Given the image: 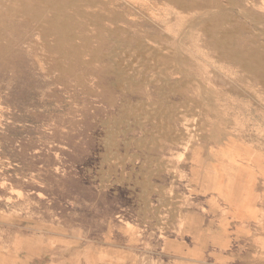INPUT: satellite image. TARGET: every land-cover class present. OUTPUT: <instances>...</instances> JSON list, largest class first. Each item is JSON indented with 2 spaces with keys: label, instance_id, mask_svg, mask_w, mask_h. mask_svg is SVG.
<instances>
[{
  "label": "rangeland",
  "instance_id": "obj_1",
  "mask_svg": "<svg viewBox=\"0 0 264 264\" xmlns=\"http://www.w3.org/2000/svg\"><path fill=\"white\" fill-rule=\"evenodd\" d=\"M0 264H264V0H0Z\"/></svg>",
  "mask_w": 264,
  "mask_h": 264
},
{
  "label": "bare ground",
  "instance_id": "obj_2",
  "mask_svg": "<svg viewBox=\"0 0 264 264\" xmlns=\"http://www.w3.org/2000/svg\"><path fill=\"white\" fill-rule=\"evenodd\" d=\"M208 11H210V10H208ZM215 12V11H214ZM227 12V11H226ZM207 13V12H206ZM210 13V12H209ZM208 14V13H207ZM203 15V14H202ZM206 15V14H205ZM200 16V15H199ZM198 16V17H199ZM155 17V16H154ZM197 17V18H198ZM202 16H200L199 17V19L201 18ZM243 17V16H242ZM198 19V20H199ZM194 20H196V18L194 19ZM193 20V21H194ZM257 22V21H256ZM195 23V22H194ZM192 24V23H191ZM188 26V25H187ZM222 37V36H221ZM175 50V49H174ZM158 52V51H157ZM171 53V52H170ZM173 56V55H172ZM176 56V55H175ZM177 57V56H176ZM176 60V59H175ZM155 62V61H154ZM144 64V63H143ZM131 66V65H130ZM138 68V67H137ZM138 72V71H137ZM150 78V77H149ZM194 80V79H193ZM118 85V84H117ZM118 87V86H117ZM202 100V99H201ZM182 113V112H181ZM151 120V119H150ZM159 120V119H158ZM215 154V153H214ZM245 155H246V158L248 159V160H253L252 162H254L256 165H258V166H260L261 165V158L262 157H260V155H257L256 153H252L251 151H247V150H245ZM222 160V159H221ZM220 160V161H221ZM216 164V163H215ZM226 166V165H225ZM224 166V167H225ZM240 167H242V166H240ZM246 168V167H245ZM218 169V168H217ZM240 169V168H239ZM246 170V169H245ZM244 170V171H245ZM216 172V171H215ZM245 173V172H244ZM226 174V173H225ZM246 174V173H245ZM222 175V174H221ZM240 175V174H239ZM215 176V175H214ZM244 177H246V175L244 176ZM211 179H213V180H215V177H212ZM228 179V178H227ZM210 180V179H209ZM246 180V179H245ZM232 182V181H231ZM213 183V182H212ZM230 185V184H229ZM213 186V185H212ZM216 186H214V188H215ZM228 188L225 186V187H223V186H220V188H219V190H220V192L222 193V194H226L227 192H228V190H227ZM215 191V190H214ZM246 191V190H245ZM245 193V192H244ZM231 194V193H230ZM245 197V196H244ZM242 198V197H241ZM241 204L242 203H244L245 202V199H241L240 201H239ZM176 206V205H175ZM238 206H240V205H238ZM237 206V207H238ZM252 211V210H251ZM219 228V227H218ZM217 236V235H216ZM220 237V236H219ZM218 240V239H217ZM224 242V241H223ZM186 251V250H185ZM186 254V253H185Z\"/></svg>",
  "mask_w": 264,
  "mask_h": 264
}]
</instances>
